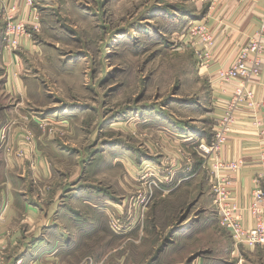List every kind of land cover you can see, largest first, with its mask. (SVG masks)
Here are the masks:
<instances>
[{
  "label": "crops",
  "instance_id": "crops-1",
  "mask_svg": "<svg viewBox=\"0 0 264 264\" xmlns=\"http://www.w3.org/2000/svg\"><path fill=\"white\" fill-rule=\"evenodd\" d=\"M31 1L30 3L29 0H3L4 6L0 5V209H2L0 264H73V251L81 244L89 242L91 238V232L87 228L83 229L85 230L83 234L77 232L79 225L84 226L79 222L87 220L79 218L73 228L75 194L77 195L74 199L80 200V204L90 211L96 210L95 215L100 213L92 202L93 197L101 200L102 206H106L104 201L108 200L109 194L102 189L91 188L89 191L85 189L84 195L90 194V198L82 199L81 191L76 190V193H73V183L71 186L56 189L50 187V179L47 180V176L51 175L52 171L47 148H41L40 154L33 151L30 159H17L13 154L15 147L27 144L20 140L17 129L23 123L30 128H36L38 120L31 119L36 114L42 116L41 118L58 117L57 124L60 125L58 127L65 131H73V118L78 116L75 111L78 108L73 107V63L76 60L73 54L67 56L64 51H60L58 40L59 34H77L75 31L77 27H73L75 21L73 18L93 20L92 16H98L100 12L97 3L103 1L106 6L102 3L101 7L108 9L117 2L115 8L118 10H124L132 1L137 4L134 9L138 8V11H141L147 8L152 17L158 15V0H143L141 3L140 0H89L90 5L87 3L88 0ZM192 1L195 3L193 16L197 17L196 20L205 19L215 37L213 57L207 66H201L193 48L182 41L183 47L194 51V58L198 62V75L208 87L209 107L196 98L182 101L184 107L198 114L195 125L189 123L188 119L183 121L170 116L168 118L158 108L146 109L140 106V110L137 108L134 111L136 115L134 124L139 128L160 130L161 135L172 134L176 142L185 147L195 149L198 147L196 153L199 158L195 165L192 163L186 166L178 163L173 155L174 160L166 164V159L162 161L155 156L157 153L154 151L157 149L145 143L150 153L142 148L134 150L136 154L134 164H137L134 165V176L136 182H139L138 186L144 185L146 189L145 184L147 186L151 182L157 183L154 191L163 193L177 190L194 175L200 176L199 186L202 190L200 195H203L207 189L204 188L205 183L202 184L200 174L207 172L211 178V172L210 169L201 166L204 158L200 157L202 154L200 145L211 141L214 128V125L207 124V116L217 121L225 113L234 88L232 82L225 84L219 81L218 71L233 63L238 50L257 31L258 14L263 9L264 0H216V5L212 8L210 3ZM11 9H14L15 14L12 16L16 19L38 22L40 29L37 33L34 32L33 36L22 38L20 48L14 51L5 49L2 41L6 19ZM154 9L156 11L153 12ZM100 26L102 30L106 29V25ZM71 43L73 44L72 38ZM51 63L57 71L55 79L51 77L49 68ZM59 77H62V81L58 79ZM50 82L54 84L53 90L49 89ZM59 82H63V88L65 86L63 91L58 90L60 87L57 88ZM253 89L257 106L243 105L237 109L234 129L221 153L223 160L241 164L234 171L225 172L231 190L230 201L239 209H248L255 191L264 188L262 163L264 135L257 125V121L264 124V66L261 75L254 81ZM258 103L263 106L258 107ZM2 132L8 134L6 142V137L2 138ZM8 144L12 148L10 153L7 151ZM63 144L58 146V149H61L57 152L58 156L61 155L65 161H69L73 143ZM120 144L119 142L118 145ZM52 148L55 149V146ZM110 150L114 153L111 154L114 161H111L109 166L122 165L125 168L129 166L122 159V156L126 158L122 150L117 147ZM25 151L28 153L30 149L25 147ZM63 166L61 173L65 174L64 171H69V167L65 164ZM69 172L67 175L72 178L73 171ZM51 192L61 198L52 200ZM60 205L63 206L61 210L57 208ZM212 206L214 203L211 207L202 209L194 218H188L182 227L178 228V231L182 232V240L185 239L184 242L187 244L185 256L188 259L187 264H254L257 259L264 263V247L249 248L236 244L230 234L219 227L218 214ZM244 220L248 228L255 224V218L248 210ZM103 238L101 242L107 243L108 240L104 241ZM169 240L171 243V239H167V242ZM178 242V237L172 236L171 247L176 246ZM168 247L170 245L162 244L149 256L146 264H161L164 255L170 253L171 247L170 249ZM194 250L198 252L195 253Z\"/></svg>",
  "mask_w": 264,
  "mask_h": 264
},
{
  "label": "rangeland",
  "instance_id": "rangeland-1",
  "mask_svg": "<svg viewBox=\"0 0 264 264\" xmlns=\"http://www.w3.org/2000/svg\"><path fill=\"white\" fill-rule=\"evenodd\" d=\"M102 3L106 6L105 1L97 3L100 12L92 16L93 20L73 18L77 34L58 35L60 51L67 56L73 54L76 60L73 63V107L78 109H73L78 116L73 118V131L58 127V117L41 118L34 114L31 119L38 120V126L30 128L24 123L18 126V136L27 144L17 145L13 154L19 160L30 159L33 151L40 154L41 148H47L52 171L47 176L50 187L56 189L73 183V193L81 191L82 199L90 198V194L85 196L84 190L91 188L102 189L111 197L104 201L106 206L93 197L92 202L100 213L95 215L96 210L90 211L80 204V200L74 199L75 194L73 228L79 218L87 220L79 222L82 227L76 224L77 232L83 234V229L87 228L91 238L73 251V264H146L162 244L171 247L172 236L178 237L179 242L164 255L161 264H187V244L178 228L214 203L211 178L207 172L200 174L207 189L203 195H200V176L196 175L171 193L154 191L157 183L145 184L146 189L144 185L138 186L134 176V150L142 148L150 153L145 143L155 147V156L162 161L166 159V164L174 160L173 155L178 163L186 166L195 165L199 157L198 147H185L176 142L172 134L161 135L160 130L139 128L134 124V111L140 110V106L158 108L168 118L188 119L196 125L198 114L184 107L182 101L196 98L209 107L208 87L198 75L194 51L183 47L181 40L186 25L197 19L193 16L195 3L158 0V15L152 14V17L147 8L134 9L137 4L132 1L124 10L115 8L117 2L109 9L101 7ZM100 25H106V29L102 30ZM49 68L55 79L56 68L52 63ZM58 79L62 81V77ZM58 84V90L63 91V82ZM53 85L50 82V90ZM210 117L207 116V124L215 125L216 121ZM2 138L6 142L8 134L2 132ZM63 143H73L69 161L58 156L57 152L61 151L58 146ZM113 147L125 153L126 158L122 156V159L129 165L127 168L109 166L114 161L111 155L114 153L110 152ZM7 151H12L9 144ZM63 164L73 171L72 178L68 177V170L64 171L66 175L61 173ZM50 196L54 201L61 198L53 192ZM61 207L57 208L61 210ZM92 224L94 226L90 227ZM101 238L108 242H101ZM167 239H171V243ZM254 264L264 263L257 259Z\"/></svg>",
  "mask_w": 264,
  "mask_h": 264
},
{
  "label": "built area",
  "instance_id": "built-area-1",
  "mask_svg": "<svg viewBox=\"0 0 264 264\" xmlns=\"http://www.w3.org/2000/svg\"><path fill=\"white\" fill-rule=\"evenodd\" d=\"M198 1L210 3L211 8L216 5V0ZM29 2L32 1L29 0ZM0 5L4 6L3 0H0ZM13 14H15L14 9H11L6 19L2 38L4 48L9 51L19 49L22 38L31 37L34 32L37 33L40 30L38 22L19 20L12 16ZM258 21L257 31L238 50L233 63L218 71L220 82L234 83L232 98L227 103L225 113L214 125L211 141L200 145L204 158L201 166L210 169L211 172L212 189L215 195L214 206L219 223L236 244L249 248L264 247V188H258L255 191L248 209H239L230 201L231 190L228 187L229 180L225 172L234 171L241 164L223 160L221 153L234 129L237 109L243 105L257 106L253 84L255 79L261 75L264 66V6L258 14ZM181 40L193 48L201 66L209 65L215 49V37L205 19L191 20L184 28ZM261 106L263 104L258 103V107ZM257 125L262 129L261 133L264 135V124L257 121ZM262 163L264 164V157ZM246 210L255 218V224L251 228L245 224ZM1 216L2 209H0V218Z\"/></svg>",
  "mask_w": 264,
  "mask_h": 264
}]
</instances>
